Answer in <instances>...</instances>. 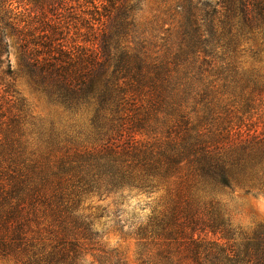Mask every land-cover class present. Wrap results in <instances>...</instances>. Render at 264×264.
I'll return each mask as SVG.
<instances>
[{
    "label": "trees",
    "instance_id": "trees-1",
    "mask_svg": "<svg viewBox=\"0 0 264 264\" xmlns=\"http://www.w3.org/2000/svg\"><path fill=\"white\" fill-rule=\"evenodd\" d=\"M145 2L0 0V260L128 264L82 206L164 190L137 264H264V227L239 234L216 196L264 195V66L242 59L264 63V0H165L152 18ZM9 29L35 89L87 115L86 141L10 98Z\"/></svg>",
    "mask_w": 264,
    "mask_h": 264
},
{
    "label": "rangeland",
    "instance_id": "rangeland-1",
    "mask_svg": "<svg viewBox=\"0 0 264 264\" xmlns=\"http://www.w3.org/2000/svg\"><path fill=\"white\" fill-rule=\"evenodd\" d=\"M25 1L28 0H19ZM165 0H146L142 5L145 17L152 18L157 9L164 7ZM15 5L17 3L15 2ZM166 19V17H164ZM9 44V60L12 68L18 73L14 88L17 96L24 99L32 113L47 125L53 123L61 133L63 140L73 138L77 142L87 140L90 134L89 119L86 114H72L66 108L50 101L41 94L24 76L21 62V51L18 39L11 30L6 31ZM257 47V42H252ZM250 44V45H251ZM248 61L247 67L261 68L264 63L254 60L250 54L242 57ZM264 71V68L262 69ZM216 196L224 204L226 211L240 233H253L264 227V195L261 193H247L239 187L233 189L221 188ZM169 197L164 190L152 193L134 192L127 197H91L83 204L84 214L92 229L103 237V243L110 249L120 250L126 257L128 264H137L136 251L138 239L135 231L139 225L146 224L152 216L166 209ZM240 241L239 235L237 236ZM90 260L94 258L89 256ZM0 264H12L0 260Z\"/></svg>",
    "mask_w": 264,
    "mask_h": 264
}]
</instances>
